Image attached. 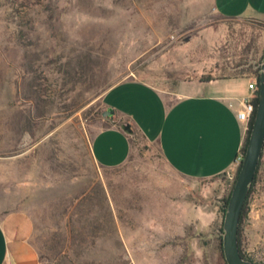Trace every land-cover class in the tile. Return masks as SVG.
Masks as SVG:
<instances>
[{
    "label": "rangeland",
    "instance_id": "rangeland-1",
    "mask_svg": "<svg viewBox=\"0 0 264 264\" xmlns=\"http://www.w3.org/2000/svg\"><path fill=\"white\" fill-rule=\"evenodd\" d=\"M225 4L0 0V218L30 216L42 264H138L131 254L157 250H126L121 228L155 240L142 231L174 209L184 232L172 241L173 264H227L218 248L234 187L226 176L182 180L141 134L120 168H102L91 153L109 125L103 96L121 81L176 98L206 76L257 80L264 25L215 13ZM241 249L264 264V151Z\"/></svg>",
    "mask_w": 264,
    "mask_h": 264
},
{
    "label": "crops",
    "instance_id": "crops-1",
    "mask_svg": "<svg viewBox=\"0 0 264 264\" xmlns=\"http://www.w3.org/2000/svg\"><path fill=\"white\" fill-rule=\"evenodd\" d=\"M227 1L229 6L225 4L220 9L227 15L218 8H213L215 13L264 25V0ZM251 80L244 75L210 82L192 81L187 84L188 93L176 98L140 80L113 85L105 92L103 105L105 111H113L114 115L107 117L109 125L93 139L91 153L95 162L105 169L124 166L133 153V136L141 134L159 147L165 162L180 179L226 176L232 182L238 171L235 160L242 154L247 136V127L237 113L242 99L249 94ZM122 125L130 126L134 134L125 133ZM183 214L174 209L165 213L167 220H151L142 232L155 234V240L141 239L138 234L124 237L121 228L126 250H157L131 254L130 260L138 264L175 263L177 253L172 241L182 238ZM134 233H139V229ZM0 264H42L29 215L12 212L0 218Z\"/></svg>",
    "mask_w": 264,
    "mask_h": 264
},
{
    "label": "water",
    "instance_id": "water-1",
    "mask_svg": "<svg viewBox=\"0 0 264 264\" xmlns=\"http://www.w3.org/2000/svg\"><path fill=\"white\" fill-rule=\"evenodd\" d=\"M258 83L259 95L255 118L223 221L222 247L227 264H257L243 258L241 255L239 228L242 211L264 151V56L259 66ZM103 115L113 117L114 113L113 111H105ZM121 128L129 135L134 134V131L128 125H122Z\"/></svg>",
    "mask_w": 264,
    "mask_h": 264
},
{
    "label": "built area",
    "instance_id": "built-area-1",
    "mask_svg": "<svg viewBox=\"0 0 264 264\" xmlns=\"http://www.w3.org/2000/svg\"><path fill=\"white\" fill-rule=\"evenodd\" d=\"M249 94L245 96L241 103H240V109L238 110V119L240 122L246 125L247 130L249 128V124L251 122L252 117L254 116L256 112L255 107V99L258 98L259 95V83L256 79L251 80L249 83ZM244 155L241 154L236 160L235 165L237 168H240L243 162ZM236 176V175H235ZM235 176L232 179V182L235 181Z\"/></svg>",
    "mask_w": 264,
    "mask_h": 264
},
{
    "label": "trees",
    "instance_id": "trees-1",
    "mask_svg": "<svg viewBox=\"0 0 264 264\" xmlns=\"http://www.w3.org/2000/svg\"><path fill=\"white\" fill-rule=\"evenodd\" d=\"M254 75L256 76V78H257V80H258V82H259V69H258L257 71H254ZM215 79H216V78H214V77H212V76H206V77L201 78L200 81H203V82H210V81L215 80ZM254 103H255V107H257L258 98L255 99V102H254ZM255 113H256V112H255ZM254 118H255V114H254V116L252 117L251 122H250V124H249V128H248V130H247V136H246L245 144H244V147H243V150H242V154H244V152H245V149H246V146H247V142H248V139H249V134H250L251 129H252V125H253ZM262 155H263V154H262ZM260 166H261V160H260V163H259V166H258V169H257L256 175H255V177H254V181H253V183H252V186H251L250 192H249V194H248V198H249V196H250V194H251V192H252V189H253L254 185L256 184V181H257V175H258V171H259V169H260ZM239 169H240V168H238V171H237V173H236L235 181H236V178H237V175H238ZM235 181L233 182V185L235 184ZM248 198H247L246 203H245V205H244V208H243V211H242L241 220H240V228H239V248H240V252H241V255L243 256V258L248 259V260H251L252 262H254L252 259H250V258H248L246 255H244V253L242 252V249H241V224H242V219H243V216H244V213H245L246 205H247V202H248ZM228 201H229V196H228V198L226 199V203H228ZM218 248H219V251H220V255H221V257H222V259L224 260V256H223V247H222V238H220V240H219V246H218Z\"/></svg>",
    "mask_w": 264,
    "mask_h": 264
}]
</instances>
